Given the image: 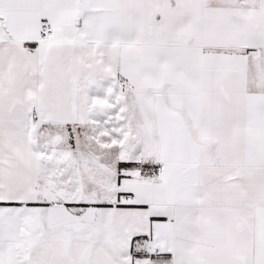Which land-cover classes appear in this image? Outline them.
<instances>
[{
	"label": "snow or ice",
	"instance_id": "obj_1",
	"mask_svg": "<svg viewBox=\"0 0 264 264\" xmlns=\"http://www.w3.org/2000/svg\"><path fill=\"white\" fill-rule=\"evenodd\" d=\"M0 264H264V0H0Z\"/></svg>",
	"mask_w": 264,
	"mask_h": 264
}]
</instances>
